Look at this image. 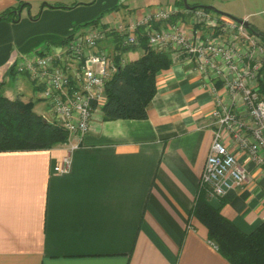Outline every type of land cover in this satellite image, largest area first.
Wrapping results in <instances>:
<instances>
[{"label": "crops", "instance_id": "obj_1", "mask_svg": "<svg viewBox=\"0 0 264 264\" xmlns=\"http://www.w3.org/2000/svg\"><path fill=\"white\" fill-rule=\"evenodd\" d=\"M166 1L167 7L180 9L178 0ZM192 1L187 5L212 6L264 34L256 19L264 14V6L254 10L256 0ZM36 3L48 6L38 20L29 21ZM78 5L70 0H0V14L20 12L15 21L0 20V83L10 78L18 60L37 53L35 45L26 42L31 34L52 32L56 38L47 43L55 53L74 33L73 27L93 21L72 19ZM161 5L146 4L145 9ZM113 9L112 20L99 27L119 19ZM143 10L122 8L117 22L139 18ZM82 26L74 29L81 32ZM21 28L24 32L18 31ZM171 59V66L155 77L147 119L101 120L70 154L66 174L53 170L67 154L65 145L0 152V264H229L190 215L216 130L212 114L218 102L238 115L247 136L249 125L243 106L231 103L222 80L205 83L194 65ZM14 79L17 92H33L25 76ZM222 142L246 170L249 182L224 197L207 199L249 234L264 222V167L254 164L225 132Z\"/></svg>", "mask_w": 264, "mask_h": 264}, {"label": "built area", "instance_id": "obj_2", "mask_svg": "<svg viewBox=\"0 0 264 264\" xmlns=\"http://www.w3.org/2000/svg\"><path fill=\"white\" fill-rule=\"evenodd\" d=\"M173 20V21H172ZM123 46H138L144 37L151 49L183 58L205 83L222 80L233 105H242L249 125L241 132L238 115L218 102L213 111L216 130L199 179V189L210 197H224L249 182L246 170L222 142L225 132L256 165L264 167V99L258 80L264 69V43L233 21H225L203 10L175 7L146 9L139 18L112 22L105 28H83L70 34L59 52L34 53L15 64L17 75L30 79L36 96L46 104L48 123L68 135L67 154L53 170L66 174L70 154L82 138L102 120L105 85L117 66L126 64L123 55L116 63L113 38ZM258 76V77H257ZM209 90L216 95L214 88ZM47 119V117H45Z\"/></svg>", "mask_w": 264, "mask_h": 264}, {"label": "trees", "instance_id": "obj_3", "mask_svg": "<svg viewBox=\"0 0 264 264\" xmlns=\"http://www.w3.org/2000/svg\"><path fill=\"white\" fill-rule=\"evenodd\" d=\"M178 8H183L178 0ZM203 10L221 17L218 12H211L199 6L190 11ZM17 9L0 14V20H17ZM173 21V20H172ZM100 17L83 25V28L96 27ZM250 35L260 32L251 26ZM138 46H123L115 36L112 40L114 60L117 63L127 52L141 51V56L118 67L105 85V103L102 106V120L147 119L148 107L156 94V75L167 70L171 64V54L157 52L149 47L144 37L139 38ZM264 43V41H263ZM9 76H17L14 65ZM0 83V152H34L51 150L65 145L68 135L59 126L48 123L32 111L31 103H24L19 97L8 99L1 93ZM259 93L264 95V73L258 80ZM191 217L195 218L207 231V239L212 242L219 255L229 264H264V222L249 234L239 230L231 220L224 217L219 208L211 206L205 191L198 189L197 198Z\"/></svg>", "mask_w": 264, "mask_h": 264}, {"label": "rangeland", "instance_id": "obj_4", "mask_svg": "<svg viewBox=\"0 0 264 264\" xmlns=\"http://www.w3.org/2000/svg\"><path fill=\"white\" fill-rule=\"evenodd\" d=\"M77 3L79 4L78 7L80 8L78 11L74 14H72V19H75L77 17V19L84 20L87 22H90L91 20L97 19L100 17V22H106L108 20H112L111 19V13L112 11H114L113 8H116L120 13L122 8H136L139 10H143L147 7L146 4H152L153 6H157L159 4H163L161 5V7H166L167 5V1L166 0H70V3ZM192 0H186L187 4H192ZM257 2V3H256ZM255 4L252 5V7L254 8V10H261L260 8H262L264 6V4H258V1L256 0ZM42 4H34L33 5V9L31 10V14H29L30 16L27 17V19L29 21H34V20H38L41 17V13H42ZM85 5V6H83ZM125 6V7H124ZM247 7L250 8V5L247 4ZM260 7V8H258ZM251 9V8H250ZM146 10V9H145ZM143 10V12L145 11ZM252 10V9H251ZM51 11V10H50ZM123 12V11H122ZM118 13L117 17H119V19H115V22L120 21L121 19V15ZM32 16H35V19H32ZM51 19H53L51 17ZM257 21L259 23H261V27L264 29V14L260 15L259 17L256 18ZM49 19L46 18V16L43 18V21L47 22ZM90 20V21H88ZM251 22H256L255 19H251ZM74 24V23H73ZM81 25H77L75 27H73L71 30H73L74 32H76L77 28H80L82 26ZM256 24V23H255ZM48 26V25H47ZM46 26V27H47ZM76 28V29H74ZM19 32H24L23 28L18 29ZM56 38V36H53V33L50 31H39V32H35L33 34H31L30 39H28L26 42L28 43V46L31 47L33 45H35V50L37 51V53H51V49H52V45L49 46L47 41L49 38ZM34 50V51H35ZM141 56V52L137 51V52H129L127 53L123 58L125 60V62L127 61H132L135 60L137 58H139ZM264 73V69L260 71V74L258 76H262ZM257 76V77H258ZM26 77V76H25ZM29 81L30 79L28 77H26ZM31 83V81H30ZM32 84V83H31ZM33 86V85H32ZM18 90V86H17V80L10 77L8 78L5 82H3L2 85V90L1 93L4 97L8 98V99H14L15 97H19L22 102L24 103H31L32 105V111L34 113H36L37 115H39L41 117V119H43L44 121L50 120V118H48V108L46 106V104H44L35 94V89L33 87V92L31 90V92L29 93L28 90L23 89L20 90V92H17ZM19 94L18 96L17 93ZM261 96L264 99V95L261 94ZM45 117H47V119H45Z\"/></svg>", "mask_w": 264, "mask_h": 264}, {"label": "water", "instance_id": "obj_5", "mask_svg": "<svg viewBox=\"0 0 264 264\" xmlns=\"http://www.w3.org/2000/svg\"><path fill=\"white\" fill-rule=\"evenodd\" d=\"M182 4H183V7H184L185 10H191L192 9V7L187 5L186 0H182ZM45 6H48V5L47 4H43L41 8H43ZM201 8L205 9L207 11H211V12H218L212 6H202ZM218 13H220V12H218ZM16 14H18V16L20 17V12H17ZM220 14H222V13H220ZM222 16H225V17L229 18L231 21H233L236 24L244 27L246 30L250 31L252 29L251 28V24L246 22V21H243L241 19H237V18L228 16V15H224V14H222ZM253 33H254V36L260 38L261 40H264V34H262L261 32H253Z\"/></svg>", "mask_w": 264, "mask_h": 264}, {"label": "flooded vegetation", "instance_id": "obj_6", "mask_svg": "<svg viewBox=\"0 0 264 264\" xmlns=\"http://www.w3.org/2000/svg\"><path fill=\"white\" fill-rule=\"evenodd\" d=\"M261 40V39H260ZM262 42L264 41V40H261Z\"/></svg>", "mask_w": 264, "mask_h": 264}]
</instances>
